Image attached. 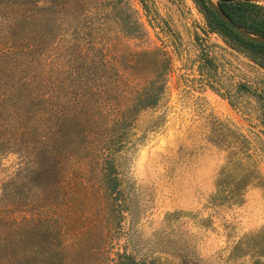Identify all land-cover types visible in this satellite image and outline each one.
I'll return each instance as SVG.
<instances>
[{
  "label": "rangeland",
  "instance_id": "rangeland-1",
  "mask_svg": "<svg viewBox=\"0 0 264 264\" xmlns=\"http://www.w3.org/2000/svg\"><path fill=\"white\" fill-rule=\"evenodd\" d=\"M37 1L41 22L20 34L39 39L36 56L42 80L56 86L49 98L57 97L56 110L42 133L49 105L31 106L28 143L0 150V230L2 218L46 222L62 233L68 264H105L118 252L161 264L258 260L264 68L213 31L195 0ZM152 87L158 104L134 111L123 126L103 117L111 140L102 147L99 129L89 127L100 113L94 102L119 108ZM232 151H248L262 180L238 202L214 201Z\"/></svg>",
  "mask_w": 264,
  "mask_h": 264
},
{
  "label": "trees",
  "instance_id": "trees-1",
  "mask_svg": "<svg viewBox=\"0 0 264 264\" xmlns=\"http://www.w3.org/2000/svg\"><path fill=\"white\" fill-rule=\"evenodd\" d=\"M195 1L204 12L213 31L220 33L232 48L246 53L252 61L264 68V44L254 43L236 33L211 10L205 0ZM219 4L240 27L250 33L264 36V5L258 0H222ZM0 6H7L9 12L7 14L4 11L0 18L2 22L0 25L6 27V32L0 34V150H2L5 147L28 143L27 137L33 132V128L26 126V116L31 106L42 105V99H46V105L49 106L44 112L42 119L44 123L41 127L39 126V130L42 133L48 131L47 122L53 120L50 116L56 110L54 101L57 97L54 96L52 100L49 98L57 92L55 84L42 80L45 70L41 68L40 57L36 56V51L39 52L40 48L39 39L35 38L33 42H30V38L20 34L25 31L26 24L41 22L42 11L39 2L37 0H0ZM32 54L34 57L29 58ZM208 61L211 65L213 64V58H208ZM156 89L155 94L159 96L164 92L165 85H160ZM158 102L159 98H154V87L141 94L135 102L127 100V104L125 102L119 108H113L115 105L112 102L105 107L102 106L104 102H94V108L100 113L93 112L94 115L91 116L93 124L95 121L98 122L96 126L89 124L90 130L99 129V134L102 138L104 137L99 143L102 147L106 146L111 140L107 137V132L111 129H109L110 126H100L104 116L111 118L109 119L111 127L123 126L129 120L128 116L134 111L154 107ZM49 109L52 110L47 114ZM88 117H90L89 114ZM99 117H102V120H99ZM89 134L90 132L86 133L87 138ZM44 137L37 136L35 141H38V145H42ZM106 149H110L109 146ZM105 161L114 169L110 159L106 158ZM251 161L252 156L248 151H232L228 155L227 164L219 173L217 191L212 200L238 202L239 197L244 196L250 186L259 185L262 176L255 167H252ZM112 175V172L109 173V179L115 183L117 178H113ZM1 222L7 225V229L0 230V264H68L63 235L56 227L49 226L46 222L37 224L35 221L31 224L30 218L26 216L4 220L2 218ZM29 240H32L33 244L31 250L25 247V243H29ZM259 257L253 264H264L261 260V257L264 258V252ZM105 264L161 263L157 260L140 262L127 252H118L117 259H110V262Z\"/></svg>",
  "mask_w": 264,
  "mask_h": 264
},
{
  "label": "water",
  "instance_id": "water-1",
  "mask_svg": "<svg viewBox=\"0 0 264 264\" xmlns=\"http://www.w3.org/2000/svg\"><path fill=\"white\" fill-rule=\"evenodd\" d=\"M207 5L211 8V10L219 16L231 29H233L236 33L241 35L247 40H250L257 44H264V36H259L253 33H250L246 29L240 27L237 23H235L220 7V2L222 0H218L214 3V0H205Z\"/></svg>",
  "mask_w": 264,
  "mask_h": 264
}]
</instances>
